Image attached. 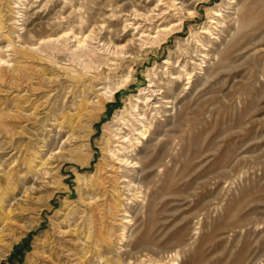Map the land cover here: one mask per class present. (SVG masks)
<instances>
[{
	"label": "rangeland",
	"instance_id": "374dc122",
	"mask_svg": "<svg viewBox=\"0 0 264 264\" xmlns=\"http://www.w3.org/2000/svg\"><path fill=\"white\" fill-rule=\"evenodd\" d=\"M264 264V0H0V264Z\"/></svg>",
	"mask_w": 264,
	"mask_h": 264
},
{
	"label": "trees",
	"instance_id": "16d2710c",
	"mask_svg": "<svg viewBox=\"0 0 264 264\" xmlns=\"http://www.w3.org/2000/svg\"><path fill=\"white\" fill-rule=\"evenodd\" d=\"M1 264H3V263H1ZM5 264V263H4Z\"/></svg>",
	"mask_w": 264,
	"mask_h": 264
}]
</instances>
